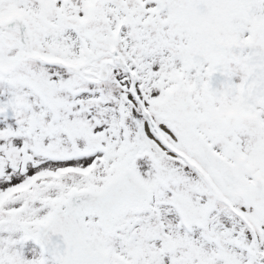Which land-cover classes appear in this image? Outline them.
<instances>
[{"label": "snow or ice", "instance_id": "1", "mask_svg": "<svg viewBox=\"0 0 264 264\" xmlns=\"http://www.w3.org/2000/svg\"><path fill=\"white\" fill-rule=\"evenodd\" d=\"M0 264H264V0H0Z\"/></svg>", "mask_w": 264, "mask_h": 264}]
</instances>
